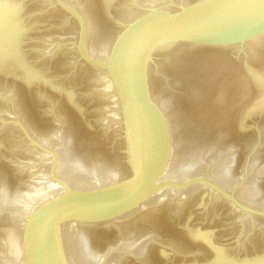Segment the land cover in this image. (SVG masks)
Listing matches in <instances>:
<instances>
[{
	"label": "water",
	"instance_id": "obj_1",
	"mask_svg": "<svg viewBox=\"0 0 264 264\" xmlns=\"http://www.w3.org/2000/svg\"><path fill=\"white\" fill-rule=\"evenodd\" d=\"M0 264H264V0H0Z\"/></svg>",
	"mask_w": 264,
	"mask_h": 264
}]
</instances>
